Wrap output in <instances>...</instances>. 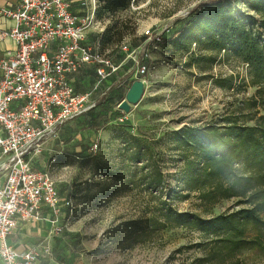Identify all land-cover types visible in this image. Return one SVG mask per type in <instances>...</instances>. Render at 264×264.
<instances>
[{
	"label": "rangeland",
	"instance_id": "obj_1",
	"mask_svg": "<svg viewBox=\"0 0 264 264\" xmlns=\"http://www.w3.org/2000/svg\"><path fill=\"white\" fill-rule=\"evenodd\" d=\"M86 1L89 7L103 5L100 0ZM202 1L205 0H130L125 12L106 14L101 19L104 29L117 24L123 33L120 45L141 44L145 31L158 35L159 41L147 46L148 73L136 105H128L125 100L112 104L106 99L107 94H101L105 88L114 87L113 96L116 91L125 95L130 85L124 82L123 72L95 93V113H87L62 126L61 135L66 141L62 153L56 156L54 153L61 148L51 142L45 151L47 155L42 157L63 199L60 207L65 208L60 209L62 232L56 235L60 243L59 264H205L199 259L204 256L202 243L206 240L198 233L146 228L145 219L151 209L158 207L156 198L163 195L162 200L173 209L203 217L236 208L235 200L207 208L193 193L186 200H180L176 193L180 189L178 177L182 163L170 134L183 126L203 127L226 114H236L256 91L248 86L246 66L239 61L220 54L208 72L201 73L186 67L188 57L174 52L168 43L172 32L186 27L191 19L182 15L193 16L194 6ZM230 1L236 13L243 17L247 14L240 0ZM192 51L202 53L196 48ZM212 77L231 78L232 89L214 86ZM73 78L80 93L90 91L95 83L90 69L80 71ZM118 125H124L133 136L144 137L154 146L166 174L163 193H147L138 179L129 182L124 170L125 148L112 139ZM94 144L97 149L92 153L89 149ZM242 259L244 264H264L261 253L250 252Z\"/></svg>",
	"mask_w": 264,
	"mask_h": 264
},
{
	"label": "trees",
	"instance_id": "obj_2",
	"mask_svg": "<svg viewBox=\"0 0 264 264\" xmlns=\"http://www.w3.org/2000/svg\"><path fill=\"white\" fill-rule=\"evenodd\" d=\"M100 1L103 5L95 8L99 23L106 14L125 12L130 2ZM239 2L247 11L244 17L236 13L230 0H205L196 4L186 27L172 32L168 41L174 52L188 57L186 67L201 73L208 72L220 54L239 61L246 66L248 86L256 89L240 112L226 114L203 127L183 126L170 134L182 163L178 177L180 189L176 192L180 200L193 193L204 207L213 208L235 200L236 208L203 217L195 212L175 210L162 200L163 195H158V207L151 209L144 221L150 230L184 229L198 233L206 240L202 243L204 256L199 259L205 264H244L242 258L250 252L264 254V0ZM122 38L117 24L104 29L98 56L119 63L123 58ZM145 38L143 35L141 43ZM192 48L202 53L196 54ZM89 69L95 77L94 67ZM211 81L220 89H232L231 78L212 77ZM114 90L110 88L106 99L117 104L125 95L116 91L113 96ZM96 108L97 104L88 115ZM114 129L112 139L125 148L124 170L129 182L138 179L147 193H163L166 174L154 146L144 137L133 136L124 125ZM61 138L66 142L62 135Z\"/></svg>",
	"mask_w": 264,
	"mask_h": 264
},
{
	"label": "built area",
	"instance_id": "obj_3",
	"mask_svg": "<svg viewBox=\"0 0 264 264\" xmlns=\"http://www.w3.org/2000/svg\"><path fill=\"white\" fill-rule=\"evenodd\" d=\"M16 1L0 8V17L13 21L12 28L0 31V42L9 39L16 46L14 54L0 58V157L5 160L0 166L5 177L0 187V264H36L35 248L18 253L7 240L19 223L41 221L44 207L51 213L50 235L62 232V199L48 171L37 165L38 159L49 143L65 145L62 126L92 110L95 93L121 68L129 65L125 83L144 85L150 58L147 46L159 38L145 31L141 44L121 45L123 58L115 64L98 56L87 41L92 13L74 14L69 0ZM90 67L95 69L93 88L78 93L70 77ZM109 90L105 88L102 96ZM96 149L94 144L89 150Z\"/></svg>",
	"mask_w": 264,
	"mask_h": 264
},
{
	"label": "crops",
	"instance_id": "obj_4",
	"mask_svg": "<svg viewBox=\"0 0 264 264\" xmlns=\"http://www.w3.org/2000/svg\"><path fill=\"white\" fill-rule=\"evenodd\" d=\"M69 1L72 3L71 10L74 14L83 17L86 16L87 14L89 15L90 13H92L93 25L92 28H90V30L88 31L87 41L92 47H94V50L97 51L99 46V39L103 33L104 28L95 19V8L93 4L92 7H89L86 0H69ZM16 2H17L16 0H0V8L4 7L6 4H15ZM96 25L98 26L97 28H95ZM12 27H13V21L7 18L0 17V31H7ZM15 51H16V46L11 40L6 39L0 42V58L6 56L7 54H14ZM127 71H129V66L121 68L117 76H120L121 73L123 72H125L126 74ZM74 76L70 77V80L73 83V85L74 82H76L74 81L76 80V78H73ZM93 79H96V76ZM113 80L114 78L110 81ZM53 144L55 147L61 148L60 151L58 150L54 153L56 156H58L57 153L59 152L61 154L62 150L66 146V144L63 147L59 146L57 143H53ZM54 154L52 156H55ZM45 155H47L46 152H44L43 156L40 157V160L37 161V165L40 168H45L44 167L45 163L42 160V157H44ZM4 161L5 160H3V158L0 157V166ZM4 181H5L4 174L0 172V187L3 185ZM61 209H65V208L61 207ZM50 214H51L50 210L44 207L41 211V215H42L41 221L35 224L19 223L17 228L14 230L13 234L7 240V243L12 248H14L18 253H23L24 251H26V249L29 248H35L38 251L36 264H59L58 263L59 244H60L58 241L59 236L57 237L50 235V231L52 229L49 220Z\"/></svg>",
	"mask_w": 264,
	"mask_h": 264
},
{
	"label": "water",
	"instance_id": "obj_5",
	"mask_svg": "<svg viewBox=\"0 0 264 264\" xmlns=\"http://www.w3.org/2000/svg\"><path fill=\"white\" fill-rule=\"evenodd\" d=\"M143 89L144 85L140 81H134L125 94V102L128 105H136L142 97Z\"/></svg>",
	"mask_w": 264,
	"mask_h": 264
}]
</instances>
